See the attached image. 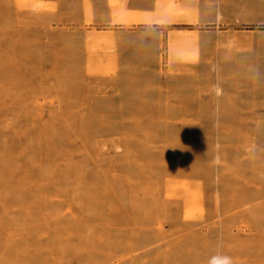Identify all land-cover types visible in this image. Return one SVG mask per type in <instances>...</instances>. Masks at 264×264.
Returning <instances> with one entry per match:
<instances>
[{
    "label": "rangeland",
    "instance_id": "374dc122",
    "mask_svg": "<svg viewBox=\"0 0 264 264\" xmlns=\"http://www.w3.org/2000/svg\"><path fill=\"white\" fill-rule=\"evenodd\" d=\"M0 215V264H264V0H0Z\"/></svg>",
    "mask_w": 264,
    "mask_h": 264
},
{
    "label": "bare ground",
    "instance_id": "6f19581e",
    "mask_svg": "<svg viewBox=\"0 0 264 264\" xmlns=\"http://www.w3.org/2000/svg\"><path fill=\"white\" fill-rule=\"evenodd\" d=\"M45 6H46V5H45ZM50 7H51V6H50ZM115 14H116V13H115ZM115 14H114V15H115ZM95 124H96V123H95ZM240 129H241V128H240ZM65 193H66V192H65ZM31 214H32V213H31ZM109 215H110V214H109ZM125 215H126V214H125ZM0 216H1V215H0ZM112 216H113V215H112ZM204 226H205V225H204ZM154 239H155V238H154ZM80 258H81V257H80Z\"/></svg>",
    "mask_w": 264,
    "mask_h": 264
}]
</instances>
